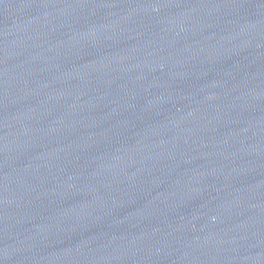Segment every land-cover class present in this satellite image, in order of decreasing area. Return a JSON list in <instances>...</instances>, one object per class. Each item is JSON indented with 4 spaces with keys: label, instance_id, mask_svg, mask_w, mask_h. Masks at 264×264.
I'll return each mask as SVG.
<instances>
[{
    "label": "water",
    "instance_id": "1",
    "mask_svg": "<svg viewBox=\"0 0 264 264\" xmlns=\"http://www.w3.org/2000/svg\"><path fill=\"white\" fill-rule=\"evenodd\" d=\"M0 264H264V0H0Z\"/></svg>",
    "mask_w": 264,
    "mask_h": 264
}]
</instances>
